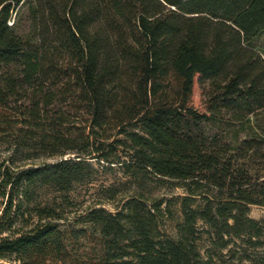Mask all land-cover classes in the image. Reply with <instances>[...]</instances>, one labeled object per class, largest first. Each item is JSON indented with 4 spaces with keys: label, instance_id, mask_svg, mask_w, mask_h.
<instances>
[{
    "label": "trees",
    "instance_id": "trees-1",
    "mask_svg": "<svg viewBox=\"0 0 264 264\" xmlns=\"http://www.w3.org/2000/svg\"><path fill=\"white\" fill-rule=\"evenodd\" d=\"M263 34L264 0H0V264H264Z\"/></svg>",
    "mask_w": 264,
    "mask_h": 264
},
{
    "label": "rangeland",
    "instance_id": "rangeland-1",
    "mask_svg": "<svg viewBox=\"0 0 264 264\" xmlns=\"http://www.w3.org/2000/svg\"><path fill=\"white\" fill-rule=\"evenodd\" d=\"M257 48L261 51V53L264 56V34L260 37V39L257 41ZM192 104L196 108H198L201 111L206 110V105L204 103V99L201 95V89L199 87V84L196 82L195 89H194V95L192 98ZM46 160H52V159H46ZM100 180L97 181L94 185H85L81 184L77 186L76 191L73 193L74 199L76 200L75 204L73 206L68 207V215L71 218H74L77 214H81V212L84 211L87 206H91L96 204L97 202L103 201V196L101 195V184L102 182L108 180L109 178H113L111 175L107 174H101ZM113 180V179H112ZM109 182V181H108ZM106 183V182H105ZM149 191L152 194V196L156 198L161 197H167L170 198L172 196L179 195L183 192L180 188H175L167 185H160L159 183H151L149 187ZM56 195H59L56 194ZM55 196V195H54ZM58 200L60 201L61 198L57 196ZM114 202H108L104 201L103 207H106L109 210L114 209ZM101 206V205H100ZM250 215L254 218L261 219L264 218V206L254 205L251 208ZM162 229L164 232H168L170 234H174V223L171 220L165 219Z\"/></svg>",
    "mask_w": 264,
    "mask_h": 264
}]
</instances>
